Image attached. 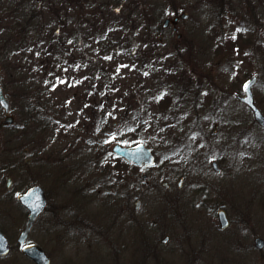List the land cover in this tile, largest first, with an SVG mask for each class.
Here are the masks:
<instances>
[{"label":"rangeland","instance_id":"1","mask_svg":"<svg viewBox=\"0 0 264 264\" xmlns=\"http://www.w3.org/2000/svg\"><path fill=\"white\" fill-rule=\"evenodd\" d=\"M177 1L190 13L177 23L178 38L170 27L161 31L173 16L168 0H0V57L6 43L35 41L22 85H11L18 64L0 62L15 115L0 124V162L18 185L45 189L48 205L28 241L44 248L49 264H264V247L253 241L264 238V127L237 98L255 74L264 114V30L235 22L251 14L248 2ZM254 14L264 20V3ZM152 24L160 30L143 32ZM51 30L54 38L75 35L65 64L51 52L43 60L40 42ZM27 93L33 107L44 106L38 116L20 110ZM137 140L155 164L120 166L113 144ZM6 208L4 227L14 236L0 264H34L14 243L22 214L15 194ZM218 208L229 218L224 228Z\"/></svg>","mask_w":264,"mask_h":264},{"label":"water","instance_id":"2","mask_svg":"<svg viewBox=\"0 0 264 264\" xmlns=\"http://www.w3.org/2000/svg\"><path fill=\"white\" fill-rule=\"evenodd\" d=\"M181 16H185L182 14ZM177 20V16L172 18H165L162 26H166L168 23H175ZM256 81V75H252L248 78L244 83H249V87L247 92L244 91L243 95H239V99L246 103L253 112V117L255 121L261 126L264 127V114L257 107L254 102L253 94H252V86ZM244 90V88H243ZM0 106L3 108L6 117L2 120L3 123H9L12 120V116L8 115L9 112V101L5 96L2 88L0 87ZM112 150L118 154L126 158L127 160L133 161L137 165L144 164L146 166H151L154 163V156L151 153L149 147L145 146L142 142L136 143L132 146H123L119 142L114 143ZM213 167L217 170L218 167L215 161H212ZM181 179L179 180V183ZM166 183V182H163ZM21 204L28 209V217L25 221L24 227L20 230L19 235L17 237V242L22 244L28 235V231L31 229L32 224L36 217L45 209L47 205V197L44 188L36 183L31 185L26 191L20 193L18 196ZM140 201H136V207L139 206ZM218 219L220 222V227L223 228L228 224V219L224 210L218 211ZM168 239V235L162 237V241L166 242ZM0 244L3 245L0 248V255L6 254L9 250V242L4 235L0 231ZM255 247L260 249L264 246V239L260 236H256L254 239ZM21 251L32 259L36 264H49L50 258L46 251L36 243H25L21 247Z\"/></svg>","mask_w":264,"mask_h":264},{"label":"flooded vegetation","instance_id":"3","mask_svg":"<svg viewBox=\"0 0 264 264\" xmlns=\"http://www.w3.org/2000/svg\"><path fill=\"white\" fill-rule=\"evenodd\" d=\"M181 1H183V0H181ZM187 1V0H186ZM241 3H247L248 2V4H249V7H250V11H251V14H249V15H246V16H240V15H235V17H233L234 19H235V22H237L238 20L240 21V20H244L245 19V21H247V22H250V23H254V25H253V29L254 30H257V29H259L260 30V28H262L263 30H264V20H260V21H258V17L259 16H256V14H254V9L256 8V7H260V6H262L263 5V3H264V0H239ZM177 0H168V3L172 6V8H173V16L172 17H175V16H177V20L175 21V23H168L166 26H162V23H161V31L162 30H166L168 27H170L171 28V31L172 32H175L176 33V37L178 38V37H181V33L180 32H178L177 31V23H178V21L180 20V19H187V18H189L190 17V13H189V9L183 4V3H181V6H179V5H177ZM175 3V4H174ZM251 4V5H250ZM182 14H185V16H181ZM236 16H238V17H236ZM172 17H167V18H172ZM247 17V18H246ZM238 18V19H237ZM153 19V18H152ZM165 19V18H164ZM164 19H163V21H164ZM154 20V19H153ZM156 20H154V22H155ZM242 22V21H241ZM244 22V21H243ZM155 24V23H154ZM155 26V25H154ZM156 29H159V27H155ZM160 30V29H159ZM257 34H259V33H257ZM157 38H163V35H158V37ZM160 42V41H159ZM237 98H238V100L240 101V103L241 104H243L245 107H247L249 110H250V108L243 102V101H241L240 99H239V95H237ZM9 99V98H8ZM9 108H10V111H9V114L12 116V120H11V122H9V123H2L1 122V120L6 116L5 115V113L3 112V114H4V117L2 118V119H0V124H2V125H10V124H12L13 123V121H14V119H15V115L12 113V111H13V108H12V106H11V102H10V99H9ZM0 109L2 110V108L0 107ZM12 110V111H11ZM3 111V110H2ZM136 142H140V140H137V141H135V142H129V143H127V144H125L124 143V145H132V144H135ZM28 151H29V148L28 147H25V148H23V152L25 153V154H28ZM119 158V162H121V165L120 166H122L124 163H126V162H130V161H127V160H125L123 157H118ZM29 161V159L28 158H26V160H25V163H27ZM215 162H216V160H214ZM123 163V164H122ZM216 164H217V162H216ZM138 168H149V167H145V166H138ZM143 175H145L146 176V174H143ZM143 175H142V178H143ZM179 179H181V181H182V177H180ZM178 179V180H179ZM177 180V182H176V188L177 187H179V186H181V185H179L180 183H179V181ZM166 183H165V186L168 188V187H170V184L171 183H169V182H167V181H165ZM25 186L23 185V184H21V185H18V183L14 180V178L12 177V175H10V171H9V169L7 168V166H5L2 162H0V231L2 232V233H4V235L6 236V238H7V240H8V242H9V251H10V249L12 248V239H13V236H14V232L13 231H7L6 230V227H4V224H5V221L7 220V214H6V210H7V208H6V206L7 205H9L11 202H12V200H13V197H14V194H15V201H16V204L21 208V210H22V214H21V218L19 219V221L21 222V226H20V229H19V231L17 232V234L15 235V245L17 246V247H19L20 248V250H21V246H22V244H19L16 240H17V237H18V235H19V232H20V230L24 227V224H25V221H26V219H27V217H28V209L26 208V207H24L22 204H21V202H20V200H19V198H18V196H19V194L20 193H23L24 191H26L27 189H28V187L29 186H27V187H25ZM135 196H137V194L135 193ZM47 205H48V201H47ZM47 207V206H46ZM139 207L140 206H138L137 208H134V210H133V212L134 211H137L138 209H139ZM219 210H224L223 208H218L217 210H216V216H217V220H218V223H219V228H221L220 227V222H219V219H218V211ZM44 212V211H43ZM42 212V213H43ZM224 212H225V214H226V211L224 210ZM42 213H40L38 216H37V218L35 219V221H34V223L32 224V227H31V229L28 231V235H27V237H26V239L24 240V243H35V242H29L28 241V236H29V232L32 230V228H33V226H34V224H35V222L38 220V218L41 216V214ZM24 217V218H23ZM226 217H227V219H228V224H229V218H228V216H227V214H226ZM84 221H87V218L86 217H83L82 218ZM227 224V225H228ZM165 235H168V234H165ZM257 236H259V235H257ZM256 237V236H255ZM255 237H254V239H255ZM261 237V236H260ZM262 238V237H261ZM168 239H169V235H168ZM168 239H167V241H168ZM254 239H253V241H254ZM264 239V238H263ZM160 241L162 242V243H166V242H163L162 241V237H161V239H160ZM83 242H85L86 243V246H91V244H92V242H90V241H88V240H83ZM254 246H255V244H254ZM264 247V246H263ZM262 247V248H263ZM262 248H260V249H262ZM8 251V252H9ZM7 252V253H8ZM6 253V254H7ZM6 254H3V255H0V258H3L4 256H6ZM31 260V259H30ZM135 262H132V264H134Z\"/></svg>","mask_w":264,"mask_h":264},{"label":"trees","instance_id":"4","mask_svg":"<svg viewBox=\"0 0 264 264\" xmlns=\"http://www.w3.org/2000/svg\"><path fill=\"white\" fill-rule=\"evenodd\" d=\"M27 18H28V16H27ZM38 18H39V16H38ZM57 23H59V22H55V26H56ZM127 26L130 27L129 24H127ZM120 28H122V27H120ZM133 28H134V26H131L132 30H133ZM155 29L156 28L154 27V24L143 26V32H145L146 34L154 32ZM23 31H25V30H23ZM53 33H55V31L51 30V32L48 33V38H45V40H43V41L41 40V42H40V44L42 42H44L47 45V46H45V48H43V50L46 49V50H44L45 51V55L44 56H46V57L43 60L47 61L46 59H48L49 53L51 52V54L54 56V58L51 61H54L58 65L65 64V61H66L65 60V56L67 55L66 52L70 51V45H69L70 43H69V41H72V43H73L76 40L75 35L74 36H72V35L68 36L67 30H65V31L62 32V34H65L66 36L65 35H61L59 38H54L53 37ZM25 41H27V38L25 39L24 37H22V39L19 40L16 45H14V44L10 45V43H6V44H8L5 47L6 50H4L5 51L4 54L0 57V62H1L2 65L4 64V65L7 66L10 62L12 63L11 59H13L14 62H16L18 64L17 66L13 65V68H12V70L14 71V74L16 76V77H14L15 83L11 84L14 88H16V84L17 83L20 82L21 85H22V82L24 83L23 78L18 77L19 73L21 71L23 72V69L24 70H28L31 73V70L33 69L30 64L33 65L34 60L30 58V55L32 54L31 52L33 51V50H31L32 49V44L34 45L35 41L33 40L32 43H31V41L28 42L30 44L26 43ZM28 45H30V46H28ZM66 45H68L69 47H67L65 49L64 46H66ZM57 48H59L60 50H58ZM51 50H55V51L58 50V51L54 52V51H51ZM71 54H72V52H71ZM84 55H86V54L84 53ZM19 63H21L23 65H19ZM12 64H14V63H12ZM26 77L29 79L28 76H26ZM51 77H52V75H48L47 76V78H49V79ZM2 88H3V90H4V92H5L6 96H7V90H5V87H3V85H2ZM49 88L51 89L52 87L49 86ZM92 88H93V85H92ZM73 94H74V92H73ZM27 95H28V93H27ZM29 97L31 98V96L28 95V97H27L29 99L28 102H26L24 104V106L20 110L21 111H28V113L30 115L38 116V113H41V111L44 108V106L41 107L39 105H37V106L35 105L36 107H33L34 104H32V102H34V101L32 99H30ZM20 102L24 103V101H22V100ZM39 103H41V102L39 101ZM37 104H38V102H37ZM55 117H60V116H55ZM59 119H60L59 121L58 120H54V122L56 123V125L59 124V125H61L62 127L65 128L66 127V123H65L66 121H64V118H63V120L61 118H59ZM132 166L135 167L134 165H132Z\"/></svg>","mask_w":264,"mask_h":264},{"label":"snow or ice","instance_id":"5","mask_svg":"<svg viewBox=\"0 0 264 264\" xmlns=\"http://www.w3.org/2000/svg\"><path fill=\"white\" fill-rule=\"evenodd\" d=\"M237 31H240V29H237ZM233 39H235V36H233ZM69 43H72V41H69ZM104 59L108 60V59H111V57H110V56H106V57H104ZM78 67H79V66H78ZM121 67H127V66H126V65H121L120 67H118L117 70H116L117 73H119ZM145 75H147V73H145ZM45 83L47 84L48 81H45ZM58 83L63 84V83H65V81H63V80H58ZM75 83H76V84H79L80 81H75ZM249 83H250V82H249ZM249 83H245L244 86H243L245 92H247V90H248ZM70 86H71V85H70ZM52 87L55 88L56 85L53 84ZM102 95H103V93H102ZM162 96H163V93L161 94V97H156V99L159 100L160 98H162ZM85 107H87V105H85ZM108 115H109V116H112V113H108ZM113 119H115V117H113ZM78 122H79V121H77V123H78ZM73 126H74V125H68V127H73ZM132 130H133V129H128V131H132ZM115 138H116L115 135H113L110 139H115ZM109 142H110V140H105V141H104V143H109ZM2 247H3V245L0 244V248H2Z\"/></svg>","mask_w":264,"mask_h":264}]
</instances>
